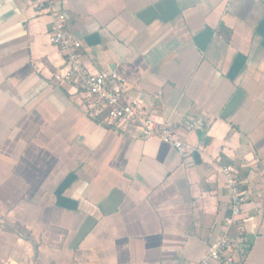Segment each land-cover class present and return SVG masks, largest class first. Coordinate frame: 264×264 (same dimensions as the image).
Wrapping results in <instances>:
<instances>
[{"label": "crops", "instance_id": "obj_1", "mask_svg": "<svg viewBox=\"0 0 264 264\" xmlns=\"http://www.w3.org/2000/svg\"><path fill=\"white\" fill-rule=\"evenodd\" d=\"M51 8L186 151L54 82ZM227 165L253 219L230 232L241 264H264V0H0V264H199L230 215Z\"/></svg>", "mask_w": 264, "mask_h": 264}, {"label": "built area", "instance_id": "obj_2", "mask_svg": "<svg viewBox=\"0 0 264 264\" xmlns=\"http://www.w3.org/2000/svg\"><path fill=\"white\" fill-rule=\"evenodd\" d=\"M49 12L52 17L50 43L65 57V66L52 75L54 82L77 86L88 100L84 111L90 117L103 119L108 126L128 124L139 129L145 138H159L179 152L186 151V143L177 136L179 126L161 125L145 118L140 102L126 99L127 80L117 72H94L84 61L81 42L71 36L64 13L54 8ZM222 172L229 192L230 215L224 220L223 236L210 245L199 264H241L250 250L249 238L233 237L230 233L233 227L253 220L244 216L248 199L241 188L239 170L236 165H227Z\"/></svg>", "mask_w": 264, "mask_h": 264}]
</instances>
